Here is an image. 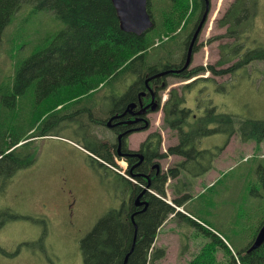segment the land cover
I'll return each mask as SVG.
<instances>
[{"label": "rangeland", "instance_id": "obj_1", "mask_svg": "<svg viewBox=\"0 0 264 264\" xmlns=\"http://www.w3.org/2000/svg\"><path fill=\"white\" fill-rule=\"evenodd\" d=\"M151 1L152 15L154 19H159L163 3L161 0ZM231 2L232 0H210L207 18L198 36V50L193 52L190 66L214 64L221 54L220 44L232 40V37L214 38L225 31V27L219 26L217 21ZM190 16L191 19L178 29L181 44L177 45L176 61H179L182 48L185 47L182 44L185 37L195 25L197 12ZM64 27L65 22L52 11L22 3L2 31L0 144L9 142L16 133L30 130L28 126L34 119L38 121L32 125L28 134L34 135L42 128H47L57 139H45L49 135L42 138L35 136L13 146L12 148L16 147L14 155L19 158L35 153L33 163L16 168L13 174L7 172L14 167L13 160L5 158L0 161V264H82L81 239L110 208L120 205L118 192L121 184L114 172H124V159L115 156L116 163L112 164L114 169H108L92 160L84 149V152L79 151L65 143L71 140L82 146L93 142L94 138L89 132H93L102 142L108 141L112 137L111 130L91 121L86 113H82L84 115L79 119L80 112L77 113L76 118H68L65 124L59 119L62 113L60 110L65 108L71 115L76 107L90 105L95 98H102L104 92L82 95L78 103L74 102L75 97H71L62 109L60 104L37 118L46 102L37 100L33 88L24 93H16L14 90L16 60L27 57L39 45L44 47ZM163 38H166L165 35ZM154 40L159 42L160 38ZM247 41L250 47H264V0L259 1L254 30ZM157 52V49L153 50V56ZM160 54L162 52L157 55ZM156 59L157 57L150 61L155 62ZM229 64L231 63L224 66ZM132 76L134 74L120 77L109 88L121 90ZM197 76L200 78L193 82L190 79L167 76V87L161 92V104L163 96L168 97L169 89L176 88L185 95L186 106L190 107L192 115L203 113L201 106L205 108L214 105L216 112L232 114L236 119L264 118L262 60H253L247 67L237 69L232 78L229 73L214 75L208 71ZM206 76L209 77L204 78ZM232 80L235 81L234 84H231ZM188 82L191 83L187 84ZM193 97L196 100L194 106L191 103ZM100 104L104 106V111H95L99 119L105 116V110L113 102L103 97ZM148 118L150 125L147 130L130 134L128 139L131 148H136L151 131L160 132L161 151L176 143L175 131L162 126L161 108L149 113ZM211 135L217 138L215 147L223 146L217 158L221 157L225 161L214 169L212 166L205 175L192 178L181 176L183 181L170 178L166 186V198L175 205L172 201L176 196L174 192L179 186L183 187L190 194L183 205L185 209L206 222L232 250H239L251 242L264 219V184L261 180L264 157H260L264 155V148L256 147L254 141L251 142L252 145L248 143L244 147L249 141H242L237 133L232 134L226 143V133ZM45 144H48L47 147L55 146L56 150L44 149ZM177 160V156L172 155L159 163L164 169ZM60 176L62 179L67 178L69 186L76 192L72 212L62 195H58ZM44 201H47V206ZM179 211H183L182 207ZM206 239L200 229L187 226L180 219L169 218L156 237V245L166 248L164 258L156 264H188ZM217 256L218 259L223 258L221 248Z\"/></svg>", "mask_w": 264, "mask_h": 264}, {"label": "trees", "instance_id": "obj_2", "mask_svg": "<svg viewBox=\"0 0 264 264\" xmlns=\"http://www.w3.org/2000/svg\"><path fill=\"white\" fill-rule=\"evenodd\" d=\"M201 1L161 0L163 5L159 11V19H154L152 15L154 27L138 35L119 28L118 18L110 0H0V43L3 29L22 3H30L36 9L52 11L65 22V27L51 37L44 47L39 45L27 57L16 60L14 90L16 93H24L27 89L33 88L37 100L42 99L44 103L46 102L44 109L38 112L36 116L38 118L60 104L62 109L69 103L71 97H75L74 102L78 103L82 95L92 93L91 91L100 83H104L105 88L111 86L113 81L131 73L136 74L141 80L158 70L177 66L182 62L185 50L183 46L179 61H176L177 45L181 44L178 29L191 19L192 13L199 12L202 7ZM259 1L232 0L224 14L218 18L217 24L224 26L225 31L214 38L232 37V40L220 44L221 54L214 64L196 65L173 75L186 80L209 71L214 75L229 73L232 78L237 69L247 67L253 60L264 62V47L261 45L250 47L247 44L249 34L254 30ZM151 3L152 1L148 0L147 8L152 14ZM189 3L191 11L188 13ZM162 35L166 38L164 39ZM156 37L160 38V41L154 46ZM187 39L189 37L186 36L183 45ZM156 49L158 52L153 56V50ZM197 50L196 43L193 51ZM160 52L162 55H157ZM155 57H157L155 62L150 61ZM227 63L231 64L224 66ZM234 83L232 80L231 84ZM136 84L138 83L131 86L130 90ZM165 87L166 83L159 86V89ZM127 96V93L122 96L121 102L125 101ZM159 101L157 109L160 108ZM184 103L182 92L171 88L161 109L162 126L175 131L176 143L168 145L166 152H160L162 136L158 131L149 133L142 143L150 154L147 158L148 163L154 158L168 155H177L181 158L166 171L157 174L153 172L150 175L149 189L153 192L146 191L141 197L147 202L144 209L143 205H135V198L143 188L141 184L145 185L146 181L136 176L134 177L136 182H132L123 174L115 172L121 184L120 205L110 208L81 239L82 264H122L128 252L124 264L158 263L164 258L166 248L156 245V237L171 214L174 219L182 220L187 226L200 229L207 238L188 264H264V242L256 249L248 251L252 239L246 247L232 250L211 228L175 210L173 205L163 199L166 197L165 184L169 177L181 181L182 175L198 177L212 168L213 161L223 146L214 149L202 148L199 144L203 137L223 132L227 135L226 143L232 134L237 133L242 141H254L256 147H259L264 139V118L236 119L232 114L216 112L214 105L202 108L203 113L192 115L190 108ZM60 111L62 113L59 119L65 124L70 114L65 108ZM104 113L105 116L109 114ZM83 115L79 114L78 118ZM37 121L34 119L28 128L31 130ZM95 123L99 124L100 121ZM28 131L16 133L9 142L0 144V161L8 158L14 162V167L7 171L9 174H13L16 168L30 165L35 160V154L16 157L14 155L16 147L12 148L13 146L33 136L53 134L48 132L47 128H42L34 135L28 134ZM88 134L94 141L82 147L107 163L115 164V155L120 156L112 150L111 144L108 141L102 142L93 132ZM89 157L103 165L94 157ZM104 167L108 168L105 164ZM140 171L147 172L145 164L141 166ZM125 172L132 175L129 169ZM262 173L261 180L264 184V169ZM174 194L176 196L172 201L178 206H183L190 196L181 186ZM135 211L132 221L131 214ZM263 222L264 219L261 224ZM219 248L223 250L222 259H218L217 256Z\"/></svg>", "mask_w": 264, "mask_h": 264}, {"label": "flooded vegetation", "instance_id": "obj_3", "mask_svg": "<svg viewBox=\"0 0 264 264\" xmlns=\"http://www.w3.org/2000/svg\"><path fill=\"white\" fill-rule=\"evenodd\" d=\"M204 4L205 2L204 0H202L201 1L202 7L201 9H199L200 13L204 9ZM196 24L193 26V28L190 29L188 33L189 39L187 40V43L185 45V52L188 47L189 41L191 39L192 33L196 27ZM198 41L199 40L197 37L195 40V43L199 44ZM191 62L188 67H183V64H184V57H183V60L179 65L172 67L176 71L171 72V74H177L185 69H189L193 67V66H190ZM146 77L147 76L143 77L140 80L136 76V74H134V76H132L127 82L126 87L122 88L121 90H118L116 88L115 91L111 89L109 92H107L106 94L102 96V98L107 97L111 102H113V104L108 108L109 114L105 121H104V116L103 118L99 119L98 117L99 115L95 114V111H98V110L104 111V106H101L100 104V101L102 100V98L100 99L95 98V103H92L90 105H82L81 107H78V108L76 107L73 110V113L69 116V118H74V117L76 118L77 113L79 112H80L79 114L86 113L92 121L97 122V123L98 121H100L99 124H102L108 127V129L111 130L112 132V137L110 140H108V142L111 144L112 150L115 151L117 155L119 156L121 155L125 159L124 160L126 164L125 168L129 169V171L132 173L133 178L138 176L139 178H142L146 181L145 185L141 184L142 187H145L147 183H150V175L153 172H155L156 174L159 172H162L163 168L161 167L159 161L166 158V157L154 158L148 163L147 158H149L150 154L148 153L146 147L142 145V143L146 139L149 133L138 144L136 148H131L129 146L128 138L130 134L148 129L150 125L148 114L153 112L150 109L149 105L152 100L158 104V101L161 96L159 86H161L162 83H164V79L166 78V75L160 76L158 78L153 77L147 81H146L147 79ZM154 78L157 79L158 81L155 82ZM136 82L138 84H136V86L132 90H130L131 86H134ZM92 92L96 94L101 92L102 94L104 92V85H99L94 90H92ZM126 93L128 95L126 100L121 102L120 99ZM55 108H57V106ZM121 113H123V115L118 116ZM111 116H116V117H114L108 125L107 120ZM145 121L148 122V127L146 129H142L141 127L145 123ZM51 140H54V139H51ZM47 146L48 144H45L44 149L56 150L55 146H51V147H47ZM136 153H141L143 155V158L140 159V157L136 155ZM129 154H132V155H129ZM155 163H157L158 166H155L154 165ZM143 164H145V168L147 169V172L140 171V168ZM59 180H61V182L59 185L60 192L58 193V195L59 196L62 195L63 199H65L66 202L68 203L67 205L69 207V210L72 212L73 211L72 205L75 203V200L77 198L76 192L74 191L73 187L69 186L67 178L62 179L60 176ZM43 203H45V205L47 206V201H44Z\"/></svg>", "mask_w": 264, "mask_h": 264}, {"label": "water", "instance_id": "obj_4", "mask_svg": "<svg viewBox=\"0 0 264 264\" xmlns=\"http://www.w3.org/2000/svg\"><path fill=\"white\" fill-rule=\"evenodd\" d=\"M118 18L119 28L121 30L127 31V32H133L136 34H142L147 29L151 28L153 26L152 19L150 17L149 12L147 11V0H110ZM204 9L202 11V14L200 16V19L196 25L195 30L192 33L191 39L189 41L188 47L186 49L185 58H184V64L183 67H188L191 62L192 57V48L193 44L198 36V33L200 29L202 28L206 18L207 14L209 12V1L204 0ZM174 69H168L163 70L157 73H154L153 75L149 76L147 80L153 78V77H159L162 75H166L171 72H175ZM150 109L155 110L156 109V102L153 100L150 103ZM148 106V105H146ZM123 115V113L119 114L118 116ZM116 116H112L108 119L107 124L112 121V119ZM148 126V122L145 121L142 128H146ZM137 129V128H136ZM132 155V154H129ZM140 157V159L143 158V155L141 153H136ZM125 156V155H124ZM155 166H158L157 163L154 164ZM149 187V183L145 187H143L140 191V193L135 198V205L141 206L143 205L144 209L147 206V202L144 199H141V197L144 195V193L147 191ZM134 214H136V211L131 214V220L133 221ZM264 242V222L261 224V226L258 228L256 235L253 238V241L251 242L250 246L248 247V251L252 249H256ZM134 242L132 243L133 248ZM129 253V252H128ZM128 253L126 254L124 261L122 264H124L127 260Z\"/></svg>", "mask_w": 264, "mask_h": 264}, {"label": "crops", "instance_id": "obj_5", "mask_svg": "<svg viewBox=\"0 0 264 264\" xmlns=\"http://www.w3.org/2000/svg\"><path fill=\"white\" fill-rule=\"evenodd\" d=\"M191 103H192V106H194V105H196V100L194 99V97L191 99ZM252 141H249V142H246V144H245V146L244 147H246V145L248 144V143H251ZM215 143H217V138L215 137V136H207V137H205V138H203L202 139V141H201V146L202 147H204V148H211V147H214V144ZM242 143V142H241ZM66 144L67 145H69V146H72V147H74V148H77L76 146H74V145H72V144H70L69 142H66ZM251 145H252V143H251ZM228 147V146H227ZM259 148L260 149H262V148H264V139H263V141L260 143V145H259ZM227 149V148H226ZM225 151V150H224ZM223 151V152H224ZM222 161H225L223 158L221 159V157H220V159H218L217 157H216V159H214V162H213V169L216 167V166H218V164H220V163H222ZM205 175V174H204ZM195 179H197V178H195ZM195 181V180H194Z\"/></svg>", "mask_w": 264, "mask_h": 264}]
</instances>
